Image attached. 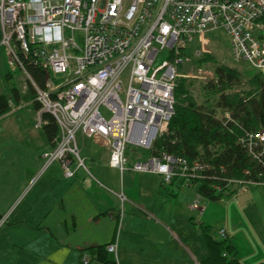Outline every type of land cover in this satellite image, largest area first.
Listing matches in <instances>:
<instances>
[{"label":"built area","instance_id":"1","mask_svg":"<svg viewBox=\"0 0 264 264\" xmlns=\"http://www.w3.org/2000/svg\"><path fill=\"white\" fill-rule=\"evenodd\" d=\"M263 14L264 0H0V45L8 66L24 72L40 112L51 115L58 128L53 147L42 153V172L58 162L66 178L79 168L89 173L76 146L81 133L107 145L108 165L120 175L153 173L163 185L182 178L194 190L193 213L203 211L202 201H211L200 193L203 185L220 202L264 186V177H249L246 171L247 177H226L200 159L163 151L142 156L134 149L151 151L165 132L173 115L180 52L194 38L200 55L208 52L206 34L222 30L232 59L264 74ZM161 51L167 56L156 65ZM21 57L40 72L43 87ZM221 120L240 129L236 144L264 169V129L247 130L228 112ZM119 199L127 201L123 194ZM122 215L121 209L118 220ZM217 236L226 239V230L218 229ZM105 250L118 264L116 243ZM89 262L83 253L80 264Z\"/></svg>","mask_w":264,"mask_h":264},{"label":"crops","instance_id":"2","mask_svg":"<svg viewBox=\"0 0 264 264\" xmlns=\"http://www.w3.org/2000/svg\"><path fill=\"white\" fill-rule=\"evenodd\" d=\"M0 53L9 69L1 45ZM43 124L42 131L35 126L4 129L21 144L37 140L40 150L34 151L37 160L33 164L14 166L12 177H0V195H11L7 208L0 211L4 219L0 222V264H80L83 253L91 258L90 249L114 242L118 264H200L208 250L202 235L194 233L192 220L203 227L224 228L241 264H264V187H250L224 202L204 200L203 211L193 213L189 205L194 190L182 178L163 185L153 173L120 175L108 165L107 145L81 133L75 140L89 173L79 168L66 178L58 162L42 172V153L53 147ZM18 151L28 158L24 150ZM129 160L134 161V156L129 155ZM120 194L127 199L123 204ZM184 225L192 229L185 231ZM209 234L217 239V231ZM170 243L175 252L169 250ZM148 248L171 257H163L164 253L148 260L143 256Z\"/></svg>","mask_w":264,"mask_h":264},{"label":"trees","instance_id":"3","mask_svg":"<svg viewBox=\"0 0 264 264\" xmlns=\"http://www.w3.org/2000/svg\"><path fill=\"white\" fill-rule=\"evenodd\" d=\"M260 22L264 26V14ZM206 56L199 60L206 59ZM208 57L214 59L211 55ZM21 59L39 86L43 87L40 72L28 66L23 57ZM254 71V76L247 82L250 89L237 93L229 90L237 86L243 78L240 71L232 67L216 65L215 80L201 85L198 97L188 90L190 81L178 80L173 92V115L168 122V131L156 139L147 155L163 151L189 161L200 159L214 169L221 168L226 177L246 176L244 171L249 172V177H264V169L251 162L244 150L236 144L240 129L233 124L224 126L220 119L222 113L228 112L233 121L247 130L264 129V74ZM31 92L34 93L32 87ZM12 94L18 99L14 89ZM9 101L8 97L0 94V117L10 110ZM35 106L37 110L40 108L38 104ZM41 118L44 131L53 142L58 133L57 125L47 113H43ZM199 191L211 201H216L218 197L205 185ZM207 228L203 227V232ZM204 236L208 256L200 264H241L227 238L220 239L216 236L217 239L213 240L208 233ZM105 247L106 245L90 249L92 257L89 264L92 261L96 264H114L113 256L106 252Z\"/></svg>","mask_w":264,"mask_h":264},{"label":"rangeland","instance_id":"4","mask_svg":"<svg viewBox=\"0 0 264 264\" xmlns=\"http://www.w3.org/2000/svg\"><path fill=\"white\" fill-rule=\"evenodd\" d=\"M206 37L209 39L208 44V52L199 55L198 49L199 46L196 42V38L191 41L185 50L180 52V59L182 62L178 64V76L176 78V83L179 80H185L187 82L190 81L188 90L191 92L192 95L195 97L199 96L200 87L201 85L215 80L214 68L216 65H222L227 67H232L237 69L242 74L243 80L240 81V85L233 87L229 91L234 92H241L242 90L247 91L250 89L249 83H247L254 75V70L250 69L249 67L245 66L244 64L237 63L232 59L231 56V49L230 44L227 36L224 34L222 30H216L211 33H207ZM81 33L76 34V41L81 44L80 41ZM1 55V53H0ZM212 56L214 59L208 56ZM166 52L161 51L156 59L155 64L159 65L162 61L166 58ZM206 56V59L199 60V58ZM9 67V66H8ZM17 71H12L7 65H5L4 61H1L0 58V94L5 95L9 98V105L10 110L0 117V177H12L11 169L14 166L22 167V166H29L37 160V156L34 157V151L38 152L40 150L37 145L39 142L37 140L25 141L21 144L20 142H16V136L13 133H6L4 129L6 128H13V127H33L35 128L40 127L42 131V127L39 124L40 121L43 122L41 118L42 114L40 109H36L35 104L37 103L34 101L35 93H30L31 86L28 84L27 78L24 75V72L16 67ZM198 71H201L199 74ZM262 74V73H261ZM263 75V74H262ZM12 89H14L15 96L18 98H14L12 94ZM198 101H200L197 98ZM20 111L19 113H16ZM41 113V114H39ZM225 112L220 115V119H224ZM230 115V113H229ZM13 132L12 130H9ZM168 131V124L165 126V133ZM162 134V135H163ZM27 135V134H26ZM24 135V137H26ZM29 135V134H28ZM27 135V136H28ZM31 136V135H29ZM32 137V136H31ZM85 137V136H84ZM93 140L92 138H88ZM87 142V141H86ZM41 143V142H40ZM48 146V145H47ZM78 150L80 151V147L78 144L76 145ZM19 149L24 150L25 153H28V158L19 155ZM138 149V153L142 156H149L147 155L148 151H144L141 148ZM18 153V157L16 155ZM79 156L81 158L82 155L79 152ZM133 156V155H131ZM38 160H40L38 156ZM88 162L85 161V166L88 170ZM13 167V168H12ZM52 169V168H50ZM49 169V171H50ZM10 193L7 195H0V211L4 210L5 206L11 202ZM223 201H226L225 198H222ZM220 202V201H219ZM219 202H212L215 204H219ZM4 207V208H3ZM2 208V209H1ZM1 220V219H0ZM190 224L195 228L194 233H199L202 235L203 240L205 241V236L207 233L216 232L218 228H215V225H210L207 228L206 232H203V227L199 225V221H189ZM185 231H188L190 228L189 226H182ZM211 235V234H210ZM213 236V235H212ZM211 236V237H212ZM215 238V235L213 236ZM171 248L169 249L171 252H175L174 244H169ZM179 250L177 251V253ZM165 253V254H164ZM164 254V255H163ZM163 257H171L165 251L159 250L157 248H148L144 251L143 256L144 258H149L148 260L154 261L155 259H159ZM155 264V263H154Z\"/></svg>","mask_w":264,"mask_h":264},{"label":"bare ground","instance_id":"5","mask_svg":"<svg viewBox=\"0 0 264 264\" xmlns=\"http://www.w3.org/2000/svg\"><path fill=\"white\" fill-rule=\"evenodd\" d=\"M239 135V134H238Z\"/></svg>","mask_w":264,"mask_h":264}]
</instances>
